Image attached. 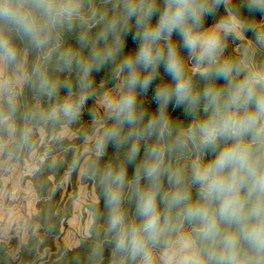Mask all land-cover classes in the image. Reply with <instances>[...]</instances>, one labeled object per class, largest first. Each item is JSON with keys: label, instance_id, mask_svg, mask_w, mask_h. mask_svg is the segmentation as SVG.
I'll list each match as a JSON object with an SVG mask.
<instances>
[{"label": "clouds", "instance_id": "1", "mask_svg": "<svg viewBox=\"0 0 264 264\" xmlns=\"http://www.w3.org/2000/svg\"><path fill=\"white\" fill-rule=\"evenodd\" d=\"M22 152L92 185L84 264H264V0H0Z\"/></svg>", "mask_w": 264, "mask_h": 264}, {"label": "rangeland", "instance_id": "2", "mask_svg": "<svg viewBox=\"0 0 264 264\" xmlns=\"http://www.w3.org/2000/svg\"><path fill=\"white\" fill-rule=\"evenodd\" d=\"M91 106L92 104H88V107ZM84 119L85 121L88 120L87 113H85ZM67 143L68 141L63 146L53 144L48 145V147L52 148L53 154L58 159H62L65 149L68 147ZM41 151H43V148H41ZM33 162V158L27 152H22L20 156H15L11 160L7 156L2 157L0 155V187L5 189L3 195L0 196V241L8 243L13 236L17 238V245L9 247L14 260L17 259L19 249L27 245L30 232H34L37 236L42 234L40 233L41 225L38 222H32L30 218L39 211V203L43 200L52 201V204L57 206V210L66 216L61 218L60 232L54 236L56 248L60 246L71 248L77 245L81 231L87 223L88 208L84 206L90 201L93 189H89L77 173L73 177L71 173L66 171L63 178L58 182L55 181L52 175L50 176L53 184L46 190L47 195H45V198H41L34 185L33 178L35 174L29 170ZM14 167L17 168V171L12 173L10 177ZM7 178L10 179L7 181ZM13 180L18 181L23 189H25V183H27L35 189L36 194H31L26 189H19L14 195H11L10 189ZM40 181L41 178L36 176L35 182L40 184ZM55 187L60 188L57 198L52 193ZM74 191L75 195L73 196ZM7 216L12 217L8 219ZM54 252V250H49L45 246L37 251L32 262L51 264L49 260Z\"/></svg>", "mask_w": 264, "mask_h": 264}, {"label": "trees", "instance_id": "3", "mask_svg": "<svg viewBox=\"0 0 264 264\" xmlns=\"http://www.w3.org/2000/svg\"><path fill=\"white\" fill-rule=\"evenodd\" d=\"M221 12L223 9L220 10ZM216 17H209L208 23L211 24ZM136 47V41L129 36L127 40V49H135ZM186 55V53H185ZM161 73L163 74V68H161ZM101 75H97L96 79L97 81L100 80ZM154 87L149 88L147 93V101L149 104L150 110H153L156 108V101L153 98L154 95ZM89 105L92 104L91 101L88 102ZM170 111L173 112V114L179 113L180 110L178 109H170ZM72 143H79V141H68L67 145L68 147L65 149L64 157L67 159H71L74 155V152L72 148L70 147V144ZM111 148L109 149V153H111ZM18 154L17 156H20ZM2 157H6L7 155H1ZM46 168V167H45ZM43 169L42 172L37 173L34 175L33 181L34 185L36 186L37 193L39 197L45 198V195H47L46 190L50 188L53 184L50 176L52 175L56 182L61 180L63 176L65 175V172L67 171V165H61L56 170L51 169ZM131 171V169H130ZM75 172L71 173V175L74 177ZM39 176L41 178L40 184L35 182V177ZM82 179V178H81ZM83 183L87 184V187L89 189H93L92 185L82 179ZM60 192V188L55 187L53 189L54 197H58V193ZM75 195V191L73 192V196ZM90 201L85 204V208H88ZM64 214L59 212L57 210V206L55 204H52V201H47L46 199L43 200V202L39 203V211L31 216L30 220L32 222H38L40 226V231L42 232L41 236H37L34 234V232H30L28 236V242L27 245L23 248H20L17 253V259H13L9 247L10 246H16L17 245V238L13 236L8 243L4 241H0V264H39L38 262H32L35 254L39 249H42L43 247H47L49 250H54L55 254L53 253L50 257L51 264H84V248L83 247H64L60 246L59 248H56L54 245V236L60 232V221L61 218H64ZM69 249H73L72 251H69Z\"/></svg>", "mask_w": 264, "mask_h": 264}, {"label": "crops", "instance_id": "4", "mask_svg": "<svg viewBox=\"0 0 264 264\" xmlns=\"http://www.w3.org/2000/svg\"><path fill=\"white\" fill-rule=\"evenodd\" d=\"M17 171V168L16 167H14V168H12V171H11V173H10V177L12 176V173H15ZM8 179H10V178H7V181H8ZM26 185V187H25V189H26V191H28V192H30L31 194H36V192H35V189L34 188H31L27 183H25ZM25 190V189H23V187L21 186V185H19V182L18 181H12V184H11V189H10V194L11 195H14L18 190ZM3 192H5V189H3V188H1L0 187V196H2L3 195ZM36 214V213H35ZM75 215V214H74ZM72 216V215H71ZM70 216V217H71ZM76 216V215H75ZM12 216H7V218L9 219V218H11ZM73 217V216H72ZM40 233H42V232H40ZM54 245L56 246V244H55V242H54Z\"/></svg>", "mask_w": 264, "mask_h": 264}]
</instances>
